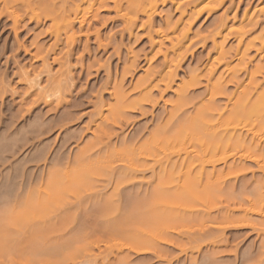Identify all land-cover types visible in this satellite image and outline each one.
Wrapping results in <instances>:
<instances>
[{
	"label": "rangeland",
	"instance_id": "obj_1",
	"mask_svg": "<svg viewBox=\"0 0 264 264\" xmlns=\"http://www.w3.org/2000/svg\"><path fill=\"white\" fill-rule=\"evenodd\" d=\"M120 5L0 0L12 264H264V0Z\"/></svg>",
	"mask_w": 264,
	"mask_h": 264
},
{
	"label": "bare ground",
	"instance_id": "obj_2",
	"mask_svg": "<svg viewBox=\"0 0 264 264\" xmlns=\"http://www.w3.org/2000/svg\"><path fill=\"white\" fill-rule=\"evenodd\" d=\"M114 4H115V8H116L117 12H120L121 11L120 0H114ZM155 5H156V0H128V7H129L130 11H132L134 13L133 16L137 15L138 13H146V9H148V8H149V10H154ZM122 16L125 17V23L127 24L128 27L130 25L134 24L133 16H127L124 14H122ZM149 17L150 16L148 14V18ZM165 25H166V31H169V30L176 31L178 28L177 22L172 23L170 19L166 20ZM188 28H189V26H187L186 23H182L180 35L178 37L177 36L175 37V41L170 42L172 49H175V48L179 47V45L182 44L183 39L187 36ZM220 48H222V47L220 46ZM164 56L165 57H164V61H163L164 63L163 64H166L167 63L166 54ZM166 75H165L166 76V79H165V76L162 73L161 69H157V70L152 71L150 74H148V76H145L146 78H144V81H145L144 87L150 86L152 81L159 78L160 81H161V79H163L165 81V83H164L165 89L164 90L171 88L172 75H171V73H168V72ZM157 83H158V81L157 82L155 81L154 86H157ZM121 92H122V90H121ZM121 94H123V92ZM118 95H120V94L118 93ZM102 130H104V129H102ZM19 211L20 212H18V217H20L24 214L23 213L25 211L24 207L22 209L20 208ZM2 222H3V224H0V260L2 258V260H1V261H3L2 264H12L13 261H17L18 259H23V262H24V257L27 256V254L25 253V250H24L26 247V242H27L25 239V230L21 229L19 236H13V230L15 229L14 228L15 225H13V220L11 219V217L10 216L5 217L4 219H2L0 221V223H2ZM31 254L34 256L37 255L34 253H30L28 255H31ZM16 258H18V259L16 260Z\"/></svg>",
	"mask_w": 264,
	"mask_h": 264
}]
</instances>
